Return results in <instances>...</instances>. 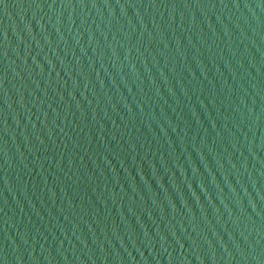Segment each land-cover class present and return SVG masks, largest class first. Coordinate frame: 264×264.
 Listing matches in <instances>:
<instances>
[{"label": "water", "instance_id": "water-1", "mask_svg": "<svg viewBox=\"0 0 264 264\" xmlns=\"http://www.w3.org/2000/svg\"><path fill=\"white\" fill-rule=\"evenodd\" d=\"M0 264H264V0H0Z\"/></svg>", "mask_w": 264, "mask_h": 264}]
</instances>
